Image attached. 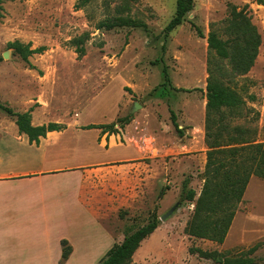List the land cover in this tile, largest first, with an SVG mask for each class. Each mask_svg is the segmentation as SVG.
Listing matches in <instances>:
<instances>
[{"label": "rangeland", "instance_id": "rangeland-1", "mask_svg": "<svg viewBox=\"0 0 264 264\" xmlns=\"http://www.w3.org/2000/svg\"><path fill=\"white\" fill-rule=\"evenodd\" d=\"M82 1L2 0L0 104L18 113L31 106L37 112L43 108L51 120L65 116L83 125L132 117L122 132H128V144L140 152L142 146L143 157L112 164L94 176L100 193H105L98 197V220L116 240L147 225L153 215L159 220L161 227L141 243L131 264H215L195 250L217 254L218 264H264L263 180L250 179L222 244L185 233L194 203L184 199L189 189L197 199L203 185L206 39L211 25L218 31L224 28L228 5L238 10L246 6L261 37L253 67L235 79L245 111L232 125L255 129L256 141L264 142V4L193 0L185 21L166 33L176 0H88L77 8ZM121 19L138 27H118ZM101 23L115 27L99 28ZM83 34L88 40L78 57L70 41ZM14 41L44 51L24 62L7 49ZM162 68L170 85L160 98ZM170 111L182 136L171 124ZM1 117L13 121L2 111ZM111 152L113 158L137 156L133 147Z\"/></svg>", "mask_w": 264, "mask_h": 264}, {"label": "crops", "instance_id": "crops-1", "mask_svg": "<svg viewBox=\"0 0 264 264\" xmlns=\"http://www.w3.org/2000/svg\"><path fill=\"white\" fill-rule=\"evenodd\" d=\"M40 109L31 112L32 126L53 123L64 129L46 133L38 144L19 134L14 121L0 118V264H100L124 237L116 240L98 220V197L105 193L94 176L145 152L128 144V132L82 130L89 124L65 116L51 120ZM129 147L137 156L110 155ZM62 241L70 248L65 260Z\"/></svg>", "mask_w": 264, "mask_h": 264}, {"label": "trees", "instance_id": "trees-1", "mask_svg": "<svg viewBox=\"0 0 264 264\" xmlns=\"http://www.w3.org/2000/svg\"><path fill=\"white\" fill-rule=\"evenodd\" d=\"M88 0H83L77 8H82ZM260 5L263 0H257ZM193 0H176L174 17L165 27L170 33L185 21V15L192 10ZM246 6L238 10L228 5V17L224 21L222 31L214 29L207 35L208 58L206 63L207 80L205 87V118L204 143L207 148L206 163L203 172V185L196 198L194 190H187L185 201L194 203L190 220L185 227V233L192 238L203 239L216 244H222L231 226L236 207L241 203L245 190L252 177L264 181V142L256 141V130L241 125H232L236 119L244 116L245 102L236 90L235 79L245 76L253 67L261 45V37L246 13ZM3 18L2 0H0V20ZM118 27L138 24L120 20ZM130 23V24H128ZM144 27L139 25V27ZM100 27L111 29L113 24L101 23ZM192 27L199 37L201 32ZM88 40V34H83L70 41L75 47L78 57L84 55L83 44ZM7 49L13 50L24 62L34 54H41L44 48L30 49L18 41L7 44ZM163 84L158 93L165 97L166 85H170L166 69L162 68ZM253 99L252 96L249 97ZM0 111L11 117L17 126L18 133L27 136L30 143L38 144L46 133L61 131L62 125L49 123L42 126H32V108L23 113L14 112L10 107L0 104ZM171 124L182 136L183 132L176 123L175 114L170 111ZM132 120L131 116L119 118L111 124H89L82 130H100L101 134L117 135L125 125ZM162 195V193L160 194ZM159 226L158 218L153 215L151 222L140 227L130 235L124 236L122 243L114 245L100 264H130L132 256L142 241L148 238ZM62 260L67 259L70 248L66 241L61 242ZM202 258L210 259L215 264L220 263L217 254L195 250ZM237 264H251L240 262Z\"/></svg>", "mask_w": 264, "mask_h": 264}, {"label": "water", "instance_id": "water-1", "mask_svg": "<svg viewBox=\"0 0 264 264\" xmlns=\"http://www.w3.org/2000/svg\"><path fill=\"white\" fill-rule=\"evenodd\" d=\"M137 107H138V104H135V105H134V109H136ZM174 209H175V208H173L172 210H170L168 213L164 214V215L160 218V220H165L167 217H169V216L172 214V212L174 211Z\"/></svg>", "mask_w": 264, "mask_h": 264}]
</instances>
